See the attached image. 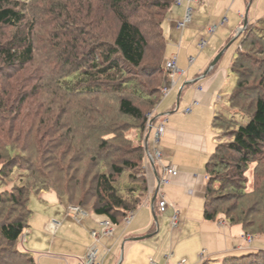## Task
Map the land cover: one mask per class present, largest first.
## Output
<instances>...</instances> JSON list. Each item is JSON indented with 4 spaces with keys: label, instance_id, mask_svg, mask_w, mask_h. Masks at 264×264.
<instances>
[{
    "label": "trees",
    "instance_id": "obj_1",
    "mask_svg": "<svg viewBox=\"0 0 264 264\" xmlns=\"http://www.w3.org/2000/svg\"><path fill=\"white\" fill-rule=\"evenodd\" d=\"M96 1L115 19L116 26L112 41L108 43L101 40L100 34L101 37L96 39L97 42L81 46V54H78V48L73 41L68 44V41L59 43L58 40L59 44L51 43L54 47L50 48L48 35L47 47L43 44V47L37 48L34 38L38 36L37 30L42 23L39 21L41 16L38 20V16L33 14L37 8L35 4L31 0H0V28L11 30L8 37L0 34V155H2V143L6 141L9 143L6 151L10 160L5 163L0 156V249L3 250L0 255L14 247L23 230L29 228L28 218L31 212L27 203L29 195L34 192H28L24 186L15 184L10 188H4L1 182L5 181V178L17 167L18 158L21 157L16 149L10 150V148L19 141L12 136L16 130L15 122L20 116L21 105L27 99L25 97L27 93L24 91L18 93L17 83L12 80L17 75L27 72L36 62V56L54 61L56 59V64L61 65L63 70L66 69L64 78L59 81L57 87L69 96L81 97V99H87L88 96L98 98L126 89L133 97L136 94L143 95L142 103L146 105L147 110L153 109L160 101L158 99L160 89L167 79L165 63L163 64L166 40L162 24L174 6V0ZM55 3V6H50L51 22L57 24L56 22L61 19L58 22V29L62 31L67 28L63 19L65 17L56 14L55 10L60 5L58 2ZM100 18L101 16L97 21H100ZM97 21L95 20V27L99 26ZM247 25L244 35H239L242 37L240 46L237 56L230 65V71L235 75L236 80L226 103L235 112L220 110L214 113L212 119V128L222 132V135L205 166L207 185L203 218L207 221L222 218L231 226H239L244 235L262 237L264 236V70L254 68L253 64L257 62L253 61V55L246 51L244 46L253 47L264 43V18ZM178 33L182 35L183 32ZM247 33L253 35L249 42L245 36ZM81 34L84 35L85 30L81 29ZM155 47L159 54L157 60L155 58L157 65L145 66L147 51ZM154 72L161 73L163 77L152 80V84L147 82L142 86L135 80L139 77L150 78ZM125 76H129L130 80L123 81L126 79ZM249 79H253L254 82L258 80L254 84H249ZM26 87L30 88L29 97H34L35 86L28 82ZM123 95L117 97V112L134 123L141 132L146 125L144 111L129 97ZM89 109L90 106L86 104L81 110V123L88 125L86 126L88 129H91L93 123L92 130H95V136L90 144L81 146V160L88 154L91 155V162L95 161V157L106 158V161L104 164H98L101 168H96L88 185L86 184L89 174L86 172L88 175L85 173L81 186H75V183L72 186L65 184L64 194L58 193L59 188L50 191L54 192L58 199L66 198L70 205L77 206L83 211L87 206L88 213L104 218L114 226H119L128 212L136 211L141 207L147 194V180L139 174L144 164V149L139 146L129 153H123L124 157L116 156L114 160L107 162V159L117 154L116 152H120L121 146L117 148L113 144L119 140V137L115 136V130L100 128L99 124L106 123L107 120V114L103 109L95 112L97 117L95 119L101 121L98 124L100 130L95 124V119L91 117ZM238 114L240 118L236 116ZM225 137L229 139L225 140ZM82 139L84 143L85 138ZM134 154L136 156L131 157ZM252 164H255L252 189L246 190L245 173ZM10 165L11 170L6 171ZM259 168L260 172H258ZM124 176L127 180L125 183L117 182ZM75 199H79L78 204L73 203ZM4 209L6 213L2 218ZM248 246H251L250 250L238 256L226 257L222 260V264H264V243L261 244L258 240ZM11 253L16 258L24 257L28 263L36 264L30 255L17 249Z\"/></svg>",
    "mask_w": 264,
    "mask_h": 264
},
{
    "label": "rangeland",
    "instance_id": "obj_2",
    "mask_svg": "<svg viewBox=\"0 0 264 264\" xmlns=\"http://www.w3.org/2000/svg\"><path fill=\"white\" fill-rule=\"evenodd\" d=\"M31 1L37 7L33 11V14L36 17L38 16V20L39 16H41L39 21L42 23L40 29L37 30L38 36H35L34 38L37 48L43 47V44L47 47V35L50 39V48L54 43L59 44L61 41L62 43L68 41L69 44L73 41L76 48H78V54H81V46L94 44L97 42L96 39L101 37L100 34L102 35V39L100 38L101 40H105L108 43L112 41L113 32L116 26L115 19L112 17L111 13H109L103 5H99V2L96 0ZM240 1L242 5L239 4ZM246 1L249 2V0ZM55 2H58L60 5L55 10L56 14L65 17L63 19L65 20L64 22L67 28L62 31L58 29V22H60L61 19L56 22L57 24H52L53 22H51L52 14L50 6H55ZM231 3L232 6H230ZM243 3L244 0H228L227 8L224 12V14L226 13L225 16L228 22L224 26L218 27L212 36H206L207 47H205L202 51L198 48L201 38L205 35L204 33L201 36V31H203L201 28H204L208 22L206 16H201L203 12L200 16H195L193 14L192 23L182 33L180 49H178L177 46L178 42L174 44L168 36L169 33H171L168 19L166 18L162 24V30L166 40L163 64L173 55H177V68L180 71H185L184 78L193 79L199 69L204 73L208 69L210 63L213 62L215 58L219 57L217 63L215 64V68L213 69V74L217 76V84H219V88L217 90L218 92L215 95L214 101L215 99L217 100V105L220 109L224 108L221 110L222 112H225V110L226 112H235L230 109L226 103L228 96L234 88L236 80L235 75H233L230 71V65L232 60L237 56V50L242 39L239 35H244L248 26L246 25L245 29H243L244 21L242 22L236 17L238 9H240L239 11L243 14V16L245 14L248 15L247 24L248 22L250 24L256 23L257 20L264 18V0H252L251 8L248 9V11L247 8L245 9ZM195 6V4H192L191 8L193 9ZM183 7L185 9V6ZM229 7L230 9H228ZM209 12H207L206 15L209 14ZM223 15L221 17H223ZM99 16H101L100 21H97ZM221 17L218 20H220ZM95 20L98 22V27H95ZM218 20H216V22H218ZM237 24L240 27L238 31L234 33V29ZM81 29L85 30L84 35L81 34ZM0 34H5V37H8L11 34V30L7 28H0ZM172 35H174V39H177L178 41V32L175 31ZM245 36L248 39L247 42L253 38V35L249 33L245 34ZM58 40L59 43H57ZM156 48L157 47H155V49H151V51H147L144 62L145 66H153V64L157 65L156 60L159 54ZM244 49L253 55V61L258 63L253 64L254 68L256 70H264V43L254 45L253 47L245 45ZM189 58L194 59V63L191 66L188 65ZM35 60L36 62L30 67V69L27 70V72L25 71L21 73L20 76L17 75L18 78L16 77L12 80L17 83L18 93L23 91L27 93V95H25L27 99L24 101V104L21 105L20 116H18L17 122H15L16 130L12 136V138H18L19 141L16 142L17 145L14 144V147L10 148V150L16 149L21 157L18 158L19 162L16 165L17 167L11 171V173L5 178V181L2 180L1 182L4 188H10L15 184L24 186L28 192H34L29 195L27 203L28 209L31 212V215L28 218L29 228H27L29 234L25 236V229L23 230L16 245L9 248L6 253L0 255V264H22L25 262L26 264H30L28 261H25L24 257L19 259V257L16 258L15 255L11 253L15 249L22 252V247L25 250L30 251L31 248H27L29 245L32 249H34V251H36V253H32L31 255L35 259L36 263L42 264L39 263V261L44 262V260H51L50 263L58 261L61 264H66V261H69L67 258L71 259V257H76V247H79L78 242L79 245L81 243V229L84 230L85 228L87 230L86 232L90 236L91 232H89V230L91 229H94L93 232L98 234L100 245L97 252V261L104 264L105 258H99L101 256L99 251L101 250L102 245L105 244V242L101 243V240L106 237L103 236L102 224L109 221L88 213L89 207L86 206L84 210L88 213L87 216L89 215L90 219L87 221L86 225L84 223L83 226H81V218L73 219L67 215L69 209L68 207L77 206L70 205L66 198L58 199L57 195L50 190L59 188L58 193L64 194L66 192L64 189V186H66L65 184L72 186L73 183H75V186H81V180H83L86 172L89 174L88 175L86 173L88 175L86 185H88L89 181H91L96 172V168L99 167L100 163L104 164L106 161V158L95 157V161L91 162V155L88 154L81 160V146L90 144L95 136V130H92L94 129L93 123L91 129L86 127L88 125L81 123V110L84 106H86V104L90 106L89 112L91 113V117L94 119L97 118L95 112L100 109H103V111L107 114L106 123L99 124L101 121L95 119L97 128L101 126L100 128L106 127L115 130V136L119 137V140L113 142V144L117 148L121 146L119 148L120 152H116L117 154L115 156L109 158V160L107 159V162H110L114 160L116 156L122 157L123 153H129L132 150L139 148V146L146 149L148 146L147 142L149 140L151 141V136L149 135L150 127L145 125V129L140 132L134 123L118 114L117 97L123 94V96L129 97L135 105L140 106L143 109L146 117L151 115L150 123H152V125H154V122L158 119L156 115V107L160 101L153 109L147 110L146 105L142 103L143 101L141 98L143 95L140 96L136 94L133 97L129 90L126 89L119 90V92L108 93L103 97L98 98L88 96L87 99H81V97L69 96L65 93V91L57 87L59 81L64 78L66 69L63 70L64 68L62 69L61 65L56 64V59L54 61V59L51 60L36 56ZM41 69L43 71H40ZM159 77L162 78L163 75H161V73L154 72L150 78L139 77L135 80H137L138 83L140 82L139 84L142 86L147 82L152 84V80ZM125 78L126 79L123 81L130 80L129 76H125ZM175 78H177V76ZM168 81L169 80L167 78L164 84H167ZM256 81L254 82L253 79H249V84H254ZM28 82H30V85L35 86L34 91L36 92V95L34 97H29L31 96L30 88H28L30 86L26 87ZM193 85L195 86L198 84L193 83L192 86ZM144 89L147 90V88ZM14 94L15 93L13 92V95ZM20 98L18 100H20ZM158 99L162 100L160 94ZM236 116L240 118L239 114ZM98 124L100 126H98ZM212 132L214 136L221 139L220 136L222 135V132L216 129H213ZM152 133L153 132H151V134ZM59 135H61V137ZM148 136H150L149 140ZM82 137L85 138L84 143L82 142ZM228 139L229 137H225V140ZM8 145L9 143L6 141L2 143V155L0 156L5 163L10 161L9 158H7L8 153L6 151ZM144 151L146 150H143V152ZM132 156L136 155L134 154L131 155V157ZM146 162L147 161L144 158L143 168L139 171L140 176L143 175L145 180H147V169H150L149 165L145 164ZM254 166L255 164L249 165L248 170L245 173L247 181L246 190L252 189ZM8 170H11V165L7 167L6 171ZM260 171L261 169L259 168L258 172ZM258 172H256V174ZM137 173L138 171L136 172V175ZM117 179L118 178L116 177L115 180ZM126 181L125 176L120 177L117 180L119 183H125ZM3 186L1 187L3 188ZM36 192H39V194H36ZM43 193H47V195L53 199L52 202L49 198H47V196H44ZM78 200L79 199H75L73 203L78 204ZM5 213L6 209L2 211V218L5 216ZM162 218H164V220H161V222L163 221V225L159 222L162 232L156 238H160L164 232L170 233L172 229L171 225L169 226L166 223L167 216L165 215ZM124 219L121 221L120 226L128 225L125 224ZM219 220L221 223L225 222L222 218ZM48 221L50 223L51 221L60 223V227L57 228V231L60 228L58 235H56L57 231L48 232L49 229L46 227ZM89 223H91V225L93 223V226L87 227L90 225ZM114 227L115 226L112 225V229ZM233 228L239 230V227L237 226H234ZM33 230L35 231L33 234L34 238L32 239V242H30V238L32 237L31 232ZM53 239L55 242L52 246L51 244ZM239 239L243 241V244L247 248L249 247L248 245L258 240H260L261 244L264 243V236L252 237L251 235L243 234ZM92 243H94L93 239ZM164 251L161 250L159 252L158 257H161V262L159 263L157 262L158 257L156 255H148L146 257L147 259H155V262L153 261L154 264H165V257L171 256V253L174 252V250H171L169 246ZM0 252H3V250L0 249ZM199 253L202 254V251ZM176 255L170 260L169 264H176L177 262H179L178 264H184V261L181 260L182 256H179L178 254ZM197 256L198 255H196V258ZM206 261V259H201L199 261L197 258L196 262L193 263L192 260H189L186 264H201ZM69 264H77V262L73 260L69 261ZM209 264H222V261L216 263L211 262Z\"/></svg>",
    "mask_w": 264,
    "mask_h": 264
},
{
    "label": "crops",
    "instance_id": "obj_3",
    "mask_svg": "<svg viewBox=\"0 0 264 264\" xmlns=\"http://www.w3.org/2000/svg\"><path fill=\"white\" fill-rule=\"evenodd\" d=\"M227 3L228 0H200V3L193 8L194 15L200 16L203 12L201 16L207 17V27L219 24L226 14L224 12ZM239 4L242 5L241 1ZM243 4L248 11L251 8L252 0H249V2L244 0ZM230 6H232V3ZM239 10L236 17L243 22L245 16L248 17V15L243 16ZM207 12L209 14L206 15ZM183 15V6L178 8L173 6L167 17L171 30L168 36L174 44L178 42V49H180L182 35L178 33L179 39L177 41L172 33L176 31L175 23L181 20ZM222 15L223 17H221ZM220 17L221 19L218 20ZM205 27L201 28L203 30L201 36L205 33L204 31L207 28ZM239 27L237 24L234 33L238 31ZM213 62L210 63L204 73L199 69L193 79L184 78L185 71H182L183 75L176 78L174 91L172 90L173 92L171 91L157 105L156 115L158 119L154 122V125H157L162 117L167 119L166 130L158 145V149L163 154L162 164L175 167L178 174L176 177H168V183L160 185L159 181L164 178L162 169L152 165L149 166L150 169H147L146 172L148 190L143 204L133 212V218L127 226L123 224V226H115L112 235L101 240V243L105 242V244L102 245L99 251V254L101 253L99 258H105L104 264H147V261L148 264H152L155 259H147L146 256L156 255L158 257L159 252L164 251L169 246L174 252L171 253V256L165 257V264H169L176 254L182 256L181 260L184 261V264L188 263L189 260L194 263L197 258L199 261L206 259L208 263H216L226 257L238 256L250 250L251 246L249 248L245 247L243 241L239 239L243 235L239 226H237L239 230H236L233 228L234 226H230L226 222L221 223L220 220L207 221L203 218L207 185L205 166L215 144L218 142L217 136H214L212 132V119L215 112L224 109L218 107L216 99L214 101L219 84H217V76L213 74L217 61ZM192 64L188 65L191 66ZM193 83L198 85L192 86ZM194 102H197V105ZM187 108L191 109L188 114L185 113ZM149 135L152 139L151 132ZM150 136H148V140ZM147 145L151 150L153 144L150 140ZM43 195L47 196L52 202L53 199L47 193H43ZM161 198L167 204L166 211L163 213L159 212L157 207ZM175 212L178 214V227L170 228V233L164 232L160 238H156L162 232L159 224L160 222L163 225L161 220H164V218L162 217L167 216L166 223L170 226L171 218ZM89 219V215L81 219V226L84 223L86 225ZM52 222L48 221L46 225L49 229L48 232L57 231ZM89 224L87 227L93 226V223L92 225ZM27 230L25 229V236L29 234ZM93 230L91 229L89 232ZM59 231L60 228L56 235L59 234ZM86 231V228L81 229V243L79 245L78 242L79 247H76L77 255L71 257V259L67 258L69 261L74 260L78 264V260L83 258L93 246L92 238ZM34 232V230L31 232L30 242L34 238ZM54 242L53 239L52 246ZM27 248H31V250L27 251L22 247V252H26L30 256L32 253H36L30 245ZM200 251H202V254L199 253ZM196 255H198L197 258ZM33 260L35 261L34 258ZM50 261L44 260V262L39 261V263L61 264L55 260H53L55 263H50ZM69 261H66V264H69ZM157 262H161V257L157 258Z\"/></svg>",
    "mask_w": 264,
    "mask_h": 264
},
{
    "label": "built area",
    "instance_id": "obj_4",
    "mask_svg": "<svg viewBox=\"0 0 264 264\" xmlns=\"http://www.w3.org/2000/svg\"><path fill=\"white\" fill-rule=\"evenodd\" d=\"M200 3V0H174L173 5L175 7H181L185 6L184 9V15L181 20H178L175 23V30L182 33L184 29L187 28V26L191 23L192 17L194 14V9L191 8L192 4L198 5ZM227 22L226 17L224 16L219 22V24H214L206 28L205 30V35L201 38L198 48L199 50H203L205 47H207V40L206 36L210 37L214 34V32L217 30L218 27L224 26ZM194 61L193 58L188 59V63L192 64ZM164 69H165V74L168 78V83L165 84L161 89H160V95L163 98L167 97L169 93L174 89L176 86V76H181L183 75V72L180 71L177 68V55H173L167 62L164 64ZM218 99V98H217ZM195 105H197V102H194ZM191 109L187 108L185 110V113L188 114L190 113ZM151 115L146 117V126L150 127L149 128V133H152V147L151 150L148 148L144 149L145 154V160L147 161L145 164L149 166H156L160 169H162L164 178L159 181V184H166L168 183V177H176L178 172L177 169L173 166H167L162 164V158L163 154L162 152L158 149L159 141L160 138L163 136L166 128V122L167 119L165 117H162L161 120L158 122L157 125H152L150 123ZM158 210L159 212L163 213L166 211L167 204L166 202L161 198V200L158 201ZM68 216L72 217L73 219L81 218L83 219L84 217H87V213L84 212L81 208L79 207H68ZM133 212H128L125 216L124 222L125 224H129L130 220L132 219ZM178 214L175 212L173 214V217L171 218V227L172 228H177L178 227ZM52 225L55 229L60 227L59 222H52ZM103 227V236H111L112 235V225L110 222H104L102 224ZM105 228V229H104ZM91 237L94 240L93 246L87 251L86 255L78 260V264H102L101 262L97 261V252H98V247L100 245L99 237L96 232H91ZM153 264V263H152Z\"/></svg>",
    "mask_w": 264,
    "mask_h": 264
},
{
    "label": "water",
    "instance_id": "obj_5",
    "mask_svg": "<svg viewBox=\"0 0 264 264\" xmlns=\"http://www.w3.org/2000/svg\"><path fill=\"white\" fill-rule=\"evenodd\" d=\"M246 25H247V16H245V19H244L243 29H245ZM218 59H219V57H217L213 63H215Z\"/></svg>",
    "mask_w": 264,
    "mask_h": 264
}]
</instances>
